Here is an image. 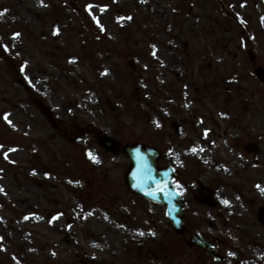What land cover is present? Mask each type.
Wrapping results in <instances>:
<instances>
[{
	"label": "rangeland",
	"instance_id": "rangeland-1",
	"mask_svg": "<svg viewBox=\"0 0 264 264\" xmlns=\"http://www.w3.org/2000/svg\"><path fill=\"white\" fill-rule=\"evenodd\" d=\"M256 68L264 0H0V264H264ZM133 143L175 167L182 232L128 188Z\"/></svg>",
	"mask_w": 264,
	"mask_h": 264
},
{
	"label": "water",
	"instance_id": "water-1",
	"mask_svg": "<svg viewBox=\"0 0 264 264\" xmlns=\"http://www.w3.org/2000/svg\"><path fill=\"white\" fill-rule=\"evenodd\" d=\"M105 143L114 144L104 137ZM126 153L131 158V168L127 174L128 186L137 194L156 202L167 204V213L175 229L183 227L184 203L173 185L174 169H159L157 165L159 151L144 144L128 145ZM193 242L213 253L208 243L202 238H193Z\"/></svg>",
	"mask_w": 264,
	"mask_h": 264
},
{
	"label": "snow or ice",
	"instance_id": "snow-or-ice-1",
	"mask_svg": "<svg viewBox=\"0 0 264 264\" xmlns=\"http://www.w3.org/2000/svg\"><path fill=\"white\" fill-rule=\"evenodd\" d=\"M41 3H43V0H41ZM17 35H18V34H17ZM5 119L7 120V115H5ZM8 122L11 123L10 120H9ZM0 147H2V145H0ZM89 155L91 156V153H89ZM92 158L95 159L94 156H93ZM224 203H228V201H224ZM141 234H143V233H141Z\"/></svg>",
	"mask_w": 264,
	"mask_h": 264
},
{
	"label": "flooded vegetation",
	"instance_id": "flooded-vegetation-1",
	"mask_svg": "<svg viewBox=\"0 0 264 264\" xmlns=\"http://www.w3.org/2000/svg\"><path fill=\"white\" fill-rule=\"evenodd\" d=\"M260 219H261L262 221H264V211H262V212L260 213Z\"/></svg>",
	"mask_w": 264,
	"mask_h": 264
}]
</instances>
